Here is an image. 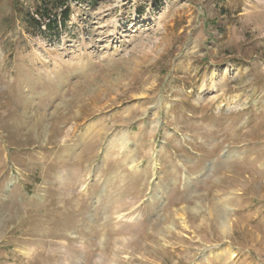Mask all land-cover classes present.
Segmentation results:
<instances>
[{"label":"rangeland","instance_id":"obj_1","mask_svg":"<svg viewBox=\"0 0 264 264\" xmlns=\"http://www.w3.org/2000/svg\"><path fill=\"white\" fill-rule=\"evenodd\" d=\"M11 3L0 264H264V0Z\"/></svg>","mask_w":264,"mask_h":264},{"label":"trees","instance_id":"obj_2","mask_svg":"<svg viewBox=\"0 0 264 264\" xmlns=\"http://www.w3.org/2000/svg\"><path fill=\"white\" fill-rule=\"evenodd\" d=\"M82 0H38L33 5L24 0H11L13 11L31 26L40 29L50 28L56 21L66 22L71 17L70 7L73 2Z\"/></svg>","mask_w":264,"mask_h":264}]
</instances>
